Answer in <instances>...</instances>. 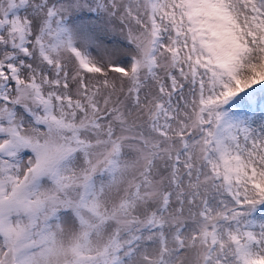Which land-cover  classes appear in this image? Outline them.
<instances>
[{"label": "snow or ice", "instance_id": "snow-or-ice-1", "mask_svg": "<svg viewBox=\"0 0 264 264\" xmlns=\"http://www.w3.org/2000/svg\"><path fill=\"white\" fill-rule=\"evenodd\" d=\"M0 264H264V0H0Z\"/></svg>", "mask_w": 264, "mask_h": 264}]
</instances>
